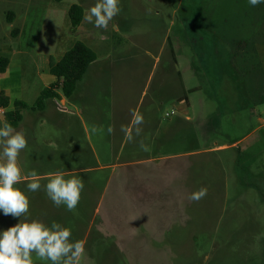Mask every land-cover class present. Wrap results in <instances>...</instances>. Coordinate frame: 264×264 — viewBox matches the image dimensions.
<instances>
[{"label": "rangeland", "instance_id": "374dc122", "mask_svg": "<svg viewBox=\"0 0 264 264\" xmlns=\"http://www.w3.org/2000/svg\"><path fill=\"white\" fill-rule=\"evenodd\" d=\"M95 2L0 0V60L9 49L26 52L28 85L45 87L35 62L46 69L47 53L50 63L81 41L97 54L70 98L59 88L45 112L34 111L49 122V145L41 123L21 128L28 133L18 158L24 179L14 187L29 197L30 218L48 225L56 221L71 230L73 241H84L81 264H264V102H256L258 93L248 86L264 75V57L253 46L249 49L256 42L250 29L257 26L252 6L248 0H120L122 12L106 30L85 20L73 29L70 7L82 5L86 15ZM204 13L217 28L223 25L231 43L236 38L248 42L247 54L236 44L230 52L238 50L247 61L239 64L233 81L224 71L232 59L226 49L212 62L205 56L214 41L201 27ZM172 52L182 71L181 91ZM193 54L196 69L190 68ZM12 66L0 76L15 86L20 72ZM56 82L49 70V87ZM132 110L143 115L144 123L142 136L129 143L120 129L130 125ZM109 126L114 127L111 135ZM202 126L212 128L206 137ZM140 139L150 151L139 149ZM221 145L231 147L206 153ZM141 159L155 166L192 164L196 190L208 189L199 202L179 204L177 213L191 219L174 220L166 231L171 235L147 222L127 226L125 164ZM33 170L36 177L29 175ZM57 171L66 179L82 178L85 188L75 210L49 218L43 187L29 192L26 185L39 180L43 186ZM20 219L0 210V232ZM33 261L51 264L35 253Z\"/></svg>", "mask_w": 264, "mask_h": 264}, {"label": "crops", "instance_id": "0c3cea01", "mask_svg": "<svg viewBox=\"0 0 264 264\" xmlns=\"http://www.w3.org/2000/svg\"><path fill=\"white\" fill-rule=\"evenodd\" d=\"M250 12H252V16L255 18V21H257V26L250 27V29L253 30L252 35L254 34L253 37L255 36L256 42H251L249 49L251 46H253L259 57H264V3L256 7H252ZM212 20L213 19H211V17L209 18L208 13H206L201 22V27H204V29L207 28L206 34L214 41L213 48L210 49L209 46L206 47V52H209V54L206 53L205 56L212 62L213 58H216L217 55H220L221 52L223 53V51H225L226 49L228 57L230 58L232 55V59L227 63L224 71L226 74H228V79L232 80L233 76L239 75V68L237 66V62L234 59V54H230V52H233L234 44L238 45L237 42L240 41L242 42L241 44H239L241 52H244L243 54H247L245 53L247 50L245 48L247 43L239 38H236V41L234 43H231V39L228 40V37L230 38V34H228V32L224 30L223 25L221 26V28H217ZM224 23V26H226L227 21H224ZM21 34L22 33L20 32L19 36ZM196 34L199 35L201 34V32L197 30ZM9 50L5 52L7 56L6 58L9 60V65L7 68L11 69L13 67L12 65L15 64L18 71L20 72V77L17 85L15 84V86H12L10 84L3 83L0 76V97L2 94H4V96L9 99V106L7 110L12 111L14 110V103L16 101H23L31 105L37 100V98L45 88H49V53L46 54V69H42L41 67H39L38 63L35 62V70L37 71V75L40 78L41 82H44L43 84H45V87L39 90L34 85H28L25 80L26 73L29 66L31 65V62L28 60L29 55L26 52L18 50L16 48ZM64 53L62 54V56L64 55ZM61 57L56 61L60 60ZM171 58L174 69L176 70V67H178V77L181 91L182 71L180 68L179 59L176 57L175 52H172ZM244 58H246V56H244ZM189 59H191L190 68L196 69L197 66H195V55H191ZM248 86L249 88L254 87L255 91L258 93L256 94V102L261 101V98L264 96V77L259 74V76H257V78L254 80L253 85L248 84ZM197 89L198 88H192L190 90ZM26 94L27 96L33 95V99L25 97ZM47 107L48 105L45 107L44 112L46 111ZM2 119L3 122L4 118ZM187 120L190 121L189 117L187 118ZM2 122L0 121L1 126ZM36 122L41 123L43 128L42 131L45 132L44 134L48 139L46 141V144L49 145V122L47 123L45 122V120H40L38 114L34 111L28 110L24 113L23 120L16 128V130L21 131V128L26 123L29 126L33 127ZM202 129L204 133L206 132L204 134L205 137L206 134L212 130V128H207L206 126H202ZM24 134L27 137L28 133L24 132ZM229 147H231V145H221L213 147L209 150H206V153H214L217 151L225 150L227 151L229 150ZM106 167L107 166H101V168ZM125 168L126 172L124 186L125 198L128 208L127 226H129V228H137L141 224H145V222H147L151 226L158 225L161 228L160 232H163V230H165V234L171 235L169 234L171 233V231H166L170 230L172 226H175L174 220L188 218L186 214L182 215V213H177V210H180L179 204L195 203L187 199V197L193 191H196V188L198 187V184L195 180L196 173L194 174L195 166L192 164L180 163L155 166L151 165L149 159H141L127 162L125 164ZM119 191H121V188ZM64 210L65 209L63 206L59 208L55 207L52 201L49 199V218L64 217L62 215L68 213V211L66 212ZM188 219H191L190 216ZM159 234L163 235L162 233ZM159 234L155 232L151 233V235H153L154 237L160 236ZM132 237H134V235Z\"/></svg>", "mask_w": 264, "mask_h": 264}, {"label": "clouds", "instance_id": "9594fccd", "mask_svg": "<svg viewBox=\"0 0 264 264\" xmlns=\"http://www.w3.org/2000/svg\"><path fill=\"white\" fill-rule=\"evenodd\" d=\"M252 7H256L264 0H248ZM122 12L120 0H96L83 19L92 23L99 29H107ZM144 117L141 113L132 110V119L129 126L121 125V131L129 143L137 142L136 138L141 137ZM91 131L97 132L93 126ZM114 133V127L107 128V134ZM27 139L23 131H17L6 120L0 126V210L4 215H12L20 218V222L7 230L0 232V264H34L33 253L41 260L50 261L51 264H81L85 255V242L82 240L73 241L72 232L69 228L53 221L50 225L39 219L30 218V199L25 191L14 187L23 179V170L18 163L19 154L27 147ZM139 149L143 152L150 151L149 146L143 139L138 141ZM36 177L35 170L29 173ZM51 177L45 185L39 180L27 183L29 192L43 190L46 196L57 208L64 206L67 211L77 208L81 194L85 188L82 178L72 176L65 178L63 171L50 173ZM207 187H200L193 191L187 199L191 202H199L207 196Z\"/></svg>", "mask_w": 264, "mask_h": 264}, {"label": "trees", "instance_id": "16d2710c", "mask_svg": "<svg viewBox=\"0 0 264 264\" xmlns=\"http://www.w3.org/2000/svg\"><path fill=\"white\" fill-rule=\"evenodd\" d=\"M84 15L85 10L82 5L74 4L70 7L68 16L73 29H77L81 26ZM237 43L238 45H236V47H238L241 52L239 44L242 42L238 41ZM239 51L237 50L234 55L237 66H239L242 60L244 63L247 62L244 55L242 56ZM95 61H97V54L81 41L75 43L66 51L60 60L56 61L51 57L49 70L51 75L57 78V82L52 84L49 88H45L32 105L23 101H16L14 103V110L8 111L5 120L16 129L22 122L26 111H43L49 99L58 97L56 90L59 88H62L64 95L70 98L75 92L78 83L84 78L91 64ZM8 65L9 60L7 58L1 59L0 72H4ZM261 102H264V96L261 98ZM0 104L6 108L9 106V99L5 97L4 94L0 97Z\"/></svg>", "mask_w": 264, "mask_h": 264}, {"label": "built area", "instance_id": "2783aa9c", "mask_svg": "<svg viewBox=\"0 0 264 264\" xmlns=\"http://www.w3.org/2000/svg\"><path fill=\"white\" fill-rule=\"evenodd\" d=\"M7 113H8L7 108H6V107H3V106L0 104V116L5 117ZM173 113H174V112H173Z\"/></svg>", "mask_w": 264, "mask_h": 264}]
</instances>
